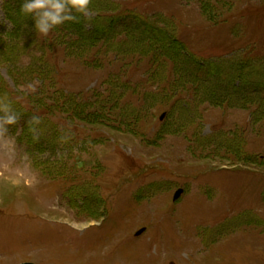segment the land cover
<instances>
[{
    "label": "rangeland",
    "instance_id": "1",
    "mask_svg": "<svg viewBox=\"0 0 264 264\" xmlns=\"http://www.w3.org/2000/svg\"><path fill=\"white\" fill-rule=\"evenodd\" d=\"M21 2L0 0L22 113L0 264H264V0H91L90 38L39 35Z\"/></svg>",
    "mask_w": 264,
    "mask_h": 264
},
{
    "label": "clouds",
    "instance_id": "2",
    "mask_svg": "<svg viewBox=\"0 0 264 264\" xmlns=\"http://www.w3.org/2000/svg\"><path fill=\"white\" fill-rule=\"evenodd\" d=\"M91 0H22L19 8L21 15L32 17L36 32L41 36H48L49 33L58 26L66 22H77L80 16L90 20L89 5ZM28 89L35 91L33 85L29 84ZM6 95H0V138L11 142L10 126L18 124L22 113L14 109L12 102H5ZM42 123V118L33 115L28 121L29 131L34 135V125Z\"/></svg>",
    "mask_w": 264,
    "mask_h": 264
},
{
    "label": "trees",
    "instance_id": "3",
    "mask_svg": "<svg viewBox=\"0 0 264 264\" xmlns=\"http://www.w3.org/2000/svg\"><path fill=\"white\" fill-rule=\"evenodd\" d=\"M14 3H16L15 1H14ZM10 8V4L8 5V6H6V8H5V14H6V16H19V13H18V10L16 9V10H14V15H11V13H13V11H11L12 9H9ZM14 9V8H13ZM23 16V15H22ZM32 19V18H31ZM82 17L80 18V19H78V20H81L82 21ZM78 22V21H77ZM77 22H70V25H71V28H72V32H76V33H78V35L77 36H79L80 38H81V33L79 32L80 30H81V32H82V34L84 35H86V37L87 38H90V37H92L93 36V32L92 33H90V32H88L87 30H84V28L82 27V25H80L79 24V22L77 23ZM77 23V24H76ZM83 28V29H82ZM58 28H55L54 30H57ZM77 30H79V31H77ZM99 36H96L95 37V39L96 38H98ZM76 40H78V39H76ZM84 41H86V40H84ZM75 43H77V42H75ZM82 45H80V47H81Z\"/></svg>",
    "mask_w": 264,
    "mask_h": 264
},
{
    "label": "water",
    "instance_id": "4",
    "mask_svg": "<svg viewBox=\"0 0 264 264\" xmlns=\"http://www.w3.org/2000/svg\"><path fill=\"white\" fill-rule=\"evenodd\" d=\"M164 117H165V113L164 114H162V116L160 117V119L161 120H163L164 119ZM179 194H180V192H178L176 195H175V198H177L178 196H179ZM144 231V229H142V230H140V231H138V235H140L142 232ZM23 264H34V263H30V262H28V263H23Z\"/></svg>",
    "mask_w": 264,
    "mask_h": 264
}]
</instances>
